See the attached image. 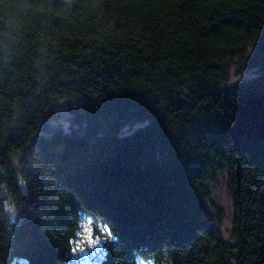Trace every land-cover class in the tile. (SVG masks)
<instances>
[{
	"label": "trees",
	"instance_id": "obj_1",
	"mask_svg": "<svg viewBox=\"0 0 264 264\" xmlns=\"http://www.w3.org/2000/svg\"><path fill=\"white\" fill-rule=\"evenodd\" d=\"M86 217L96 264H264V0H0V264H70Z\"/></svg>",
	"mask_w": 264,
	"mask_h": 264
},
{
	"label": "rangeland",
	"instance_id": "obj_2",
	"mask_svg": "<svg viewBox=\"0 0 264 264\" xmlns=\"http://www.w3.org/2000/svg\"><path fill=\"white\" fill-rule=\"evenodd\" d=\"M226 64L230 66L229 77L226 83L234 81H243L250 79L252 76L259 73L257 66H249L244 63L243 58L233 57L225 60ZM78 99H62L59 101L55 109V121L59 122L63 128L69 129L71 125L70 113L71 108L79 104ZM142 122H129L126 123L119 130V135L130 133ZM212 197L222 206L224 216L221 219L219 225L224 231V234H228V230L231 226L233 207L230 195L226 188V173L221 171L216 173V181L210 183ZM101 225L95 220L89 217L84 218L80 222V228L76 231L75 249L72 254V261L70 264H96L97 260L101 256L102 242L105 234V230L100 227ZM86 254V259L84 258ZM148 264H152V261H147ZM142 264H146L143 262Z\"/></svg>",
	"mask_w": 264,
	"mask_h": 264
},
{
	"label": "water",
	"instance_id": "obj_3",
	"mask_svg": "<svg viewBox=\"0 0 264 264\" xmlns=\"http://www.w3.org/2000/svg\"><path fill=\"white\" fill-rule=\"evenodd\" d=\"M84 258L86 259V254H84Z\"/></svg>",
	"mask_w": 264,
	"mask_h": 264
}]
</instances>
